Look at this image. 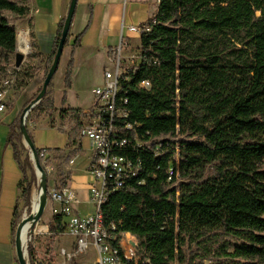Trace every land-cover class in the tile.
<instances>
[{"label":"trees","instance_id":"16d2710c","mask_svg":"<svg viewBox=\"0 0 264 264\" xmlns=\"http://www.w3.org/2000/svg\"><path fill=\"white\" fill-rule=\"evenodd\" d=\"M7 14L28 19L31 0H0V70L12 65L17 49V29ZM145 25L149 31L140 37L139 65L121 82L118 95L127 100L118 103L129 115L116 122L126 143L115 152L140 165L139 171L122 188L111 189L101 207L104 224H114L116 235L130 233L138 240L140 258L127 264H176L190 243L201 260L218 254L233 264H264V0H159ZM29 30L28 59H36L32 19ZM69 44L70 34L65 47ZM79 45L77 37L73 51ZM72 65L73 52L66 88ZM27 68L18 71L28 78L23 87L34 78L28 72L33 67ZM143 81L151 86L142 88ZM50 94L31 111L34 122L54 111ZM66 100L64 92L60 122H72L69 149L78 145L86 114L67 107ZM20 126V117L8 126L6 145L22 173L18 188L30 207L36 175L29 153L22 159ZM81 150L79 145L48 152L65 154L64 165ZM70 180L71 173H62L58 189ZM54 222L50 230L63 231ZM29 255L32 262L36 254L30 250Z\"/></svg>","mask_w":264,"mask_h":264},{"label":"crops","instance_id":"0c3cea01","mask_svg":"<svg viewBox=\"0 0 264 264\" xmlns=\"http://www.w3.org/2000/svg\"><path fill=\"white\" fill-rule=\"evenodd\" d=\"M71 0H31V15L27 21L28 42L32 45L29 20L34 23L35 43L39 56L27 66L39 64L40 76L34 78L21 96L15 97L9 110L0 114V168L2 167L3 153L10 146L6 145L9 133L8 126L19 117L24 102L31 99L41 90L43 79L42 73L50 58L56 38L59 23L66 18ZM159 0H78L75 15L70 29V44L65 47L68 59L73 52L74 63L88 65H101L104 67L113 56V52L122 41L129 44L127 50H131L132 43L137 42L140 46L139 33L130 31L131 27H142L157 13ZM80 37V45L73 51L71 43ZM32 48V46H31ZM64 54V53H63ZM42 72V73H41ZM68 105L69 99H68ZM83 109L81 107H73ZM87 114V112H84ZM30 134L36 149L54 151L57 149L73 151L79 145L81 151L66 164L64 173H71V180L67 189L77 200L76 207L86 199L89 203V186L92 181L90 167L94 159V151L86 139L80 138L78 145L66 149L68 146V133L52 126L47 119L38 122L31 120ZM6 155L5 172L2 176V188H0V212L8 214L13 207L17 178L20 170L13 158L12 149H8ZM56 155L55 153H49ZM78 209V208H77ZM79 211V210H78ZM80 212V211H79Z\"/></svg>","mask_w":264,"mask_h":264},{"label":"built area","instance_id":"2783aa9c","mask_svg":"<svg viewBox=\"0 0 264 264\" xmlns=\"http://www.w3.org/2000/svg\"><path fill=\"white\" fill-rule=\"evenodd\" d=\"M131 32L149 31L146 25L131 27ZM129 48L122 41L113 52L109 68L104 72V84L92 90L94 106L86 114L81 138L86 139L95 154V163L90 169L92 181L89 186V204L94 211L81 214L76 207V199L66 188L48 189V203L53 204L51 218L56 229L60 223L63 231L55 230L56 238L70 237V246H60L58 254L60 262L53 264H127L137 262L140 258L138 240L130 233L116 235V226L105 225L101 212L111 189H120L130 176H137L140 165H134L123 156L116 154L117 148L123 147L125 140H120V130L116 122L128 117V112L119 106L127 104L126 99H118L121 82L128 80V75L139 65V53L132 56L124 55ZM11 82L6 80L0 88V114L6 111L7 97ZM140 86L149 88V81H143ZM86 122V123H85ZM130 129V126L126 127ZM139 146L142 143L137 142ZM162 147V143L159 144ZM49 157V152L42 149L41 159ZM56 218H61L58 223ZM56 219V220H55ZM51 233V231L49 232ZM61 238V239H62ZM30 264H44L37 256Z\"/></svg>","mask_w":264,"mask_h":264},{"label":"rangeland","instance_id":"374dc122","mask_svg":"<svg viewBox=\"0 0 264 264\" xmlns=\"http://www.w3.org/2000/svg\"><path fill=\"white\" fill-rule=\"evenodd\" d=\"M6 16L14 21L17 29V33L18 31H22V30L25 31L27 29L26 20L16 19V17L11 14H7ZM28 43H29V52L24 54L25 59L20 69L15 68V55H14L11 57L12 65L5 70H0V88L3 85L4 81L8 80L11 82L7 97L8 100L6 106L7 110H9L12 102L15 100V97L18 98L19 96H21L22 92L28 87V86L23 87L24 83L28 82V78L24 76L23 72H18L19 70L25 71L26 69H28L27 68L28 67L27 65H29L28 62L29 61L33 62L35 60V59H28V55L31 54L32 52L31 44L30 42ZM137 46H138L137 42L132 43L131 50L124 51V55L132 56L139 53V49ZM70 59L71 57L68 59L67 51H65L61 58L58 71L55 74L47 90L51 93L50 95L54 99L55 109L50 115L43 116L42 118V119H47L50 125L58 127L60 130L67 133L70 131L72 127V122L70 121V119H68L65 123L60 122V113L62 109L61 102L64 92H66V96H67V100H66L67 107H70V105L73 107H81L83 108L81 109L83 113L84 112L90 113L92 107L94 106V97L92 95V90L104 84V72L110 66L109 63L106 65L108 67H104L103 64L88 65L78 62L74 63L73 60V65L71 69V87L66 88L65 76ZM35 65L36 66H30L33 68L31 70H28L29 73H32L34 75V78L40 76V72L38 71L39 64H35ZM46 67L47 64L45 66L43 73L41 72L43 83L46 78L45 76ZM43 83H42V87H43ZM38 94L39 92L36 93L35 96L31 97V99L24 102L25 104H23L22 111L19 115L20 119L23 115L25 108L33 100L36 99ZM68 99L70 105H68ZM29 115L26 121V127L28 129V132L30 133L29 126L31 125V120L35 119V117L33 115L31 116V118H29ZM1 138L2 135L0 134V139ZM21 145L23 147L21 148L22 159H24L27 153H29L30 155V151L25 144L24 138L22 139ZM8 149H11V147L7 148V151L3 153V159H2L3 164L2 167L0 168V188H2V176L4 175L3 173L5 172L4 170L6 163L5 158L8 151H10ZM64 156L65 154L50 155L48 158L43 159V163L41 166L46 173L48 179L47 182L48 187L50 188L54 186L55 188L58 189L59 187L61 175L66 170L65 167L66 164L64 165L61 164V160L63 159ZM30 159H31V155H30ZM27 174L28 177H30V172H28ZM35 175H36V180L32 189L31 206L30 207L25 206L24 198L22 197V190L18 188V184L23 178L22 173L20 171V173L18 174V178L16 180L18 181V183H16V187H15L16 194L13 197V207L10 211V217L8 214L3 215V213L0 212V264H19L15 249V238H16V233L18 231V226L20 225V223L23 221L24 218H27L31 215L34 206L33 201H35L34 203H36L37 198L39 197V192L41 188V179L37 176L36 171H35ZM52 206L53 204L49 202L41 220L28 233V241L24 247V249L26 250V259L28 261V264H30V255H29L30 250L34 251L37 258L41 262H43L44 264H49V261L51 260H53V263L60 262V257L58 254L60 246H66V247L70 246L72 240L70 237L64 236L63 238L62 237L56 238L53 235V232L50 230V224L52 222V218H51ZM77 208L80 211V213L84 215L92 213L94 211L93 206L87 203L86 199H84ZM15 213H17L18 217L15 216ZM50 231L51 233H49ZM232 242L241 243L240 241H235V240H232ZM184 251H185V254L183 255L184 260L177 262L176 264H233L231 262L226 261V259L222 258L218 254H216L209 260H205V259L201 260L202 259L200 257L201 254L198 251L197 246L192 243L186 246ZM194 252L195 253L197 252L198 256H194L193 255ZM230 252H232V250H230Z\"/></svg>","mask_w":264,"mask_h":264},{"label":"water","instance_id":"95a60500","mask_svg":"<svg viewBox=\"0 0 264 264\" xmlns=\"http://www.w3.org/2000/svg\"><path fill=\"white\" fill-rule=\"evenodd\" d=\"M77 2H78V0H71L70 1V5H69V9H68L66 18H65L62 36H61V39H60V42L58 45V49H57V52L55 54L53 63L49 69V72H48V74L44 80L42 90L38 94L36 99L33 100L25 108L23 115L20 119V121H21L20 131L23 135L25 144L30 151L31 160L34 163L36 174L41 179V188H40V192H39L40 199H39L38 210H37L35 215L33 214V210H32L31 215L27 218H24L22 221V222H24L25 220H32L33 225H36L41 220L42 216L44 215L45 209L48 205V189H49V187H48V183H47L48 179H47L46 173H45L44 169L42 168L40 161H39L37 149L35 147L34 142L31 139L30 133L28 132V129L26 127V121H27L28 115L32 111V109L36 105H38L41 102V100L44 98V96L46 95L48 87L50 86L55 74L58 71L60 61H61V58H62L63 53H64V49H65V43H66V40L70 34V29L72 26V21H73L74 15H75ZM24 59H25L24 54L20 53L18 51V48H17L16 53H15V68L20 69L23 65ZM34 202L35 201H33V205H34ZM22 222L20 223V225L22 224ZM20 225L18 226V231L16 233V238H15V249H16L17 259H18L19 264H28V261L26 259V250L20 244V241H19Z\"/></svg>","mask_w":264,"mask_h":264},{"label":"bare ground","instance_id":"6f19581e","mask_svg":"<svg viewBox=\"0 0 264 264\" xmlns=\"http://www.w3.org/2000/svg\"><path fill=\"white\" fill-rule=\"evenodd\" d=\"M17 45L18 51L22 54H26L29 52V43H28V33L26 31H18L17 33ZM40 196L37 198L36 203L33 206V214L35 215L38 210ZM35 225H33L32 220H25L22 222L19 228V241L20 244L25 247L28 241V233L31 229H33Z\"/></svg>","mask_w":264,"mask_h":264}]
</instances>
